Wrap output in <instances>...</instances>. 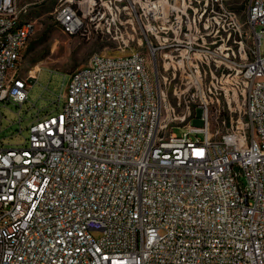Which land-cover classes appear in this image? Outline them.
Returning <instances> with one entry per match:
<instances>
[{
	"label": "built area",
	"instance_id": "obj_1",
	"mask_svg": "<svg viewBox=\"0 0 264 264\" xmlns=\"http://www.w3.org/2000/svg\"><path fill=\"white\" fill-rule=\"evenodd\" d=\"M77 3L81 15L71 0L55 11L68 35L97 5ZM216 7L224 0H203ZM246 19L244 121L213 133L205 104L202 126L174 124L144 53H94L69 73L57 111L37 110L16 144L0 138V264H264V0H248ZM34 31L16 0H0V105L21 106L37 80L19 73Z\"/></svg>",
	"mask_w": 264,
	"mask_h": 264
},
{
	"label": "rangeland",
	"instance_id": "obj_2",
	"mask_svg": "<svg viewBox=\"0 0 264 264\" xmlns=\"http://www.w3.org/2000/svg\"><path fill=\"white\" fill-rule=\"evenodd\" d=\"M16 1L21 14L35 24L34 34L22 52L19 73H39L36 82L28 80L31 87L21 106L12 102L0 105V138L6 144L22 140L37 110L43 114L60 108L57 96L64 92L69 73L84 66L92 54L140 51L153 70L145 36L156 47L158 84L166 92L176 118L174 124L182 127L191 119V125L202 126L205 104L213 133L223 131L229 118L244 117L237 63L251 59L255 42L246 19L248 0H224V10L216 7L213 11H204L203 0H95L96 8L85 17L84 28L72 35L64 33L54 20L62 0ZM78 1L71 0V4L81 15ZM171 24L182 25L179 35L168 29ZM189 46L193 48L189 50ZM171 52L176 53L171 62L174 66L164 57ZM196 66L201 80L187 75ZM223 89L228 90L227 96ZM173 132L180 134V128L174 127Z\"/></svg>",
	"mask_w": 264,
	"mask_h": 264
},
{
	"label": "water",
	"instance_id": "obj_3",
	"mask_svg": "<svg viewBox=\"0 0 264 264\" xmlns=\"http://www.w3.org/2000/svg\"><path fill=\"white\" fill-rule=\"evenodd\" d=\"M153 70L156 71V65L154 62H153Z\"/></svg>",
	"mask_w": 264,
	"mask_h": 264
}]
</instances>
